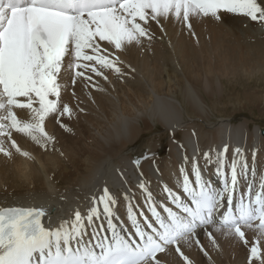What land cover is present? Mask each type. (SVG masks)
<instances>
[{
	"label": "snow or ice",
	"instance_id": "obj_1",
	"mask_svg": "<svg viewBox=\"0 0 264 264\" xmlns=\"http://www.w3.org/2000/svg\"><path fill=\"white\" fill-rule=\"evenodd\" d=\"M223 14L264 24V0H0V138L19 152L14 130L47 147L55 136L46 131V120L61 123L74 114L62 97V70H71L73 85L79 79L103 91L96 78L124 74L118 52L151 40L149 21L175 17L191 28L190 17L222 21ZM4 142L0 153L7 156ZM227 151L203 154L207 165H215V181L193 156L191 174L180 169L179 190L164 188L166 202L157 203L141 182L150 215L129 202L131 233L118 231L117 198L107 187L86 215L77 210L59 225L43 222L42 207L0 208V264H162L158 254L172 248L183 264H193L181 244L190 247L195 238L208 255L197 229L237 238L247 249L246 264H264V178L257 187L241 149L230 163ZM207 234L215 243L213 231Z\"/></svg>",
	"mask_w": 264,
	"mask_h": 264
},
{
	"label": "bare ground",
	"instance_id": "obj_2",
	"mask_svg": "<svg viewBox=\"0 0 264 264\" xmlns=\"http://www.w3.org/2000/svg\"><path fill=\"white\" fill-rule=\"evenodd\" d=\"M200 18L201 22L208 23L207 30L218 32L214 37L215 33L206 32L203 38L210 36V39L206 40L207 45L211 44L212 47L220 44L225 53L240 56L242 59L245 55L244 51L251 48L250 41L256 38L251 37L247 25L249 24L253 29L256 26H263L239 15L223 14L222 21H216L211 17L201 16ZM223 23L229 25L225 24L228 28L230 27L232 36L227 31V27L222 25ZM210 24H215L219 31L214 30L215 26L212 28ZM191 25L192 27L188 28L184 24H179L174 17H161L159 22L149 21L152 39H144L141 44L128 46L125 50L118 52L123 64H126L128 69L133 67L131 80L121 79L124 83L122 84L110 73H108V81L96 78L103 91L98 90L99 95L94 94L92 98L85 99L76 105L70 101L74 114L70 118L61 117V123L67 125V128L62 127L61 123L54 118L46 120V131L55 136L54 143L42 147L31 137L13 130L15 137L22 138L25 144L18 152L11 147L7 138H0L4 139L3 146L10 152L7 156L0 153V208L42 207L47 213L43 218L44 223L59 225L64 220L72 219L77 210L82 215H86L88 209L93 206V197H98L103 188L107 187L117 198L114 222L118 224V231L123 229L127 231L125 233H131L134 229L128 219L129 202L135 206L137 213L143 211L145 215H150L145 204V193L139 188L141 182L147 184L152 198L157 203L165 201V187L179 190L180 169L185 168L191 174L193 156L198 160L205 177H211L215 181L216 178L213 175L215 165H207L203 154L208 152L215 157L216 153L222 151L225 146L228 148L226 158L229 163L236 154L235 149L239 148L243 153L241 159L247 161L250 169H254L256 173L257 166H260V173H256L254 178L258 187L260 180L264 178V136L260 134V127L252 132L249 121L237 122V117L234 121L214 126L204 124L212 120L204 108V105L208 104L203 90H211L214 82L211 83V77L208 74L201 75L187 64V58L190 56L187 50L192 48L186 41V34L189 33L192 37L196 35V38L202 37L200 29L195 30V26ZM198 30L199 33L196 32ZM259 37L263 43L258 39L254 48L257 51L259 48L264 51V33L262 32ZM186 43L190 47L186 46ZM212 48L214 50V47ZM244 61L250 63V60ZM177 64L180 65L178 69L181 72H178L176 67H171ZM254 65L250 69L254 68ZM164 67H169L165 77L163 76ZM236 67L238 68L239 64ZM171 72L174 74L170 75ZM70 74L71 70L67 69L61 72L62 95L68 93L67 81ZM170 92L177 95L176 99L167 96ZM178 93L189 106L190 111L200 118L204 125L185 123L181 129L183 135L174 134V139L170 143V154L165 159L157 154L161 147L157 142L146 145L140 141L143 132L151 129V122L157 121L170 131H176L182 126L184 121L182 111L174 102L178 100ZM66 96L72 97L71 93ZM16 111L18 118L28 119L26 111ZM178 138L181 141L175 142ZM67 145H69L68 148ZM67 149L69 153L66 152ZM25 152L30 157L29 164L23 158ZM256 153L258 158L253 157ZM186 156L188 160H185ZM137 161H139L138 164ZM27 168L29 172L23 173ZM38 171L44 172L49 182L47 184L54 187L52 190L44 184ZM249 175L251 178V173ZM30 178L31 187L26 185ZM245 189L246 184L240 191ZM207 230L213 231V236L220 244L218 248L222 251L220 253L215 251L208 261L202 255L201 248L198 250L199 246L193 238L190 247L181 244V250L190 257L193 264H221L219 262L222 257L228 254L226 244L233 237L211 229ZM88 231L91 233V229ZM202 234L203 230L197 229L195 237L204 242L206 239ZM254 235L246 231V236ZM158 259H161L162 264H183L174 248L167 254H158Z\"/></svg>",
	"mask_w": 264,
	"mask_h": 264
},
{
	"label": "rangeland",
	"instance_id": "obj_3",
	"mask_svg": "<svg viewBox=\"0 0 264 264\" xmlns=\"http://www.w3.org/2000/svg\"><path fill=\"white\" fill-rule=\"evenodd\" d=\"M174 19L179 24H184L181 21L177 20L175 17H174ZM200 20H202L200 17H190V23L193 24V26H195V30L197 28L200 29V34L202 37L196 38V35H193V34H192L193 35V37H192L191 34L187 33L186 34V41H187V43L188 42L190 43L191 48H192L191 50H187L188 53H190L189 58H187V64L190 65V68H192V69L195 68L194 70L199 72V74H201V75L208 74V76L211 77V83L214 82V83H212L213 86H212L211 90H203V94L207 96V97L206 96L205 97H206V102L208 104L207 106L204 105V108L206 111H208L207 113L209 114L210 119L212 120L211 121L212 123L206 122L204 124L206 126H211V125L214 126V125H217L220 123H226V122L228 123L230 121H234V118L237 117V119H236L237 122H240L243 120H248L249 121L248 124H250L252 132L258 130L257 128L260 127V134L263 137L264 135L262 134V131H264V51H262L260 48L257 51L254 48V46L256 45V43H258L257 41H259L261 39V37H259V36H261L262 32L264 33V24H263V26H256L254 29L249 24L247 25V28L251 32V37H256V38H254L253 40L250 41L249 45L251 46V48H248L249 50H246V52L244 51L245 55L243 56V59H242V57L240 58V56H234V54L225 53L221 49L220 44L216 45V46H212V47H214V50L210 46L211 44L207 45L206 40L210 39V36L203 38V36H205L206 32L210 31L211 34L215 33V34H213V37L218 32L217 31L213 32L211 30H207L209 28L208 23H206L205 21L201 22ZM225 24L227 26H229L227 23H223L222 25L227 27ZM210 26H212V28H213V26H215L214 30H218V28L216 27L215 24H210ZM223 28L224 27H222V29ZM259 28H261V29H259ZM226 29L230 33V35L232 36L233 35L232 32L229 31L230 27L229 28L227 27ZM196 32L199 33V30ZM198 39H200L202 42ZM204 39H205V41H204ZM191 41L192 42L194 41V42L191 43ZM260 42L263 43L261 40H260ZM260 42H259V44H261ZM187 43H186V46L190 47L189 44H187ZM215 47H218V48L216 49ZM213 51L216 53H214ZM225 55H227V56H225ZM251 59H252V61H251ZM226 60L230 64L225 62ZM244 60H246V61L250 60L249 61L250 63L248 64V62H245ZM230 61L231 62L233 61L232 63H234V62H236V63H234L232 66V63ZM243 62H245L246 64ZM238 64H239V67L237 68L236 65H238ZM247 64H248L249 68H248ZM243 65H245L247 67H245ZM253 65L256 68L254 67V68L250 69V67H253ZM179 66H180L179 64L171 65V67H176L178 72H181L178 69ZM243 67H244V70H243ZM129 69H128L126 64H123L122 65V72L124 73L123 75H119V74H115V73H110V74L114 78L118 79L119 82L124 84L121 79H126L128 81L131 80L130 75L133 74L131 72V70L132 71H134V70H133V67H131ZM168 69H169V67H164V70H163V76L164 77L167 76ZM217 71H218V73H217ZM173 74L174 73L171 72L170 75H173ZM71 78H72V72H71L70 77L67 81V86H68L67 92L68 93L66 92L67 94L62 95L63 100L65 99L64 100L65 102L69 103L71 101L72 104L76 105L77 103H80L85 99L92 98V95L94 96V94L99 95L100 91L97 90L98 91L97 92L96 89L94 90V88H92L91 86L85 87L83 82L79 79L77 80V83L75 85H72ZM176 80L178 81V78H176ZM167 81H168V78H167ZM215 83L217 85H215ZM73 90H74V92H73ZM208 91H209V93H208ZM70 93H71L72 97H70V96L67 97L66 95H70ZM73 93H75V95H73ZM167 94H168L167 96L169 98L176 99L177 95H174L172 92H170V94L169 93H167ZM179 95H180V93H178V100H175L174 102L177 104L179 109L182 111L183 120H184L182 126L179 127V129L176 131H170L169 129L167 130V128L163 127L157 121L151 122L150 123L151 129L143 132L142 138L140 141L141 143L146 144V145L150 144L151 142H153V143L157 142L158 146H161L160 147L161 149L160 148L158 149L157 154L164 157L165 159H167L168 158L167 156L170 154L169 148H170V143H171L172 139H174L173 138L174 134H177L180 136L183 135V130L181 131V129L183 128V126H185L184 125L185 123H189V122L191 123L192 122L194 124H196V123L200 124V125L203 124L202 120L200 118H198L193 112L190 111L189 106H187V104H185L186 102H184V100L181 99L179 97ZM69 97L72 99H70ZM66 98H68L69 100ZM71 102L69 104H71ZM14 133L15 132H13V134H12V139H14L16 141L19 149L21 150V149H23V145H25L24 141L22 140V138L19 139V137H15ZM175 140H176L175 142L181 141L179 138L175 139ZM68 146L69 145H67V148H68ZM74 147H76L75 149H77V146L74 145ZM51 151H52V149H51ZM66 152L69 153L68 149L66 150ZM27 156L24 155L23 158L26 160V161L25 160L24 161L27 164H29V163H31L30 157H29V155H27ZM253 157L258 158L257 153L253 154ZM158 159H160V158H158ZM253 160H256V159H253ZM252 165H253V163H252ZM259 168H260V166H257L256 173H260ZM28 172H29V168H27L26 171H23V173H28ZM38 175L40 177H42L43 182H44V184H46L47 188H50L51 190L54 188L53 185L47 184L49 182L47 181L48 179H47V177L43 171H38ZM30 182H31V178L26 182V185H28L29 187H31ZM207 232H208V230H203L202 236H204L206 241H204L205 242L204 243L201 240L200 244L202 245L204 243L203 244L204 249L209 253V255H205V252L200 250V247L198 250L202 251L201 252L202 255L205 256L204 258H206L208 261H210L211 256H212L211 254H214L215 251L217 253H220L222 250H221V248H218V247H220V244H219V241H217L218 240L217 238L214 237L215 243H213V242L210 243L213 240L209 238ZM209 240H211V241L209 242ZM232 240L236 243H234ZM232 240L228 244H226V246H228V248H227L228 254L224 255L223 256L224 259L222 257L221 262H219V263H221V264H246V258H247L246 247L242 243H238L240 241H238L237 238L233 237ZM206 246H209L210 248H207ZM214 248H216V249H214ZM211 249H213V250H211Z\"/></svg>",
	"mask_w": 264,
	"mask_h": 264
},
{
	"label": "water",
	"instance_id": "obj_4",
	"mask_svg": "<svg viewBox=\"0 0 264 264\" xmlns=\"http://www.w3.org/2000/svg\"><path fill=\"white\" fill-rule=\"evenodd\" d=\"M262 134L264 135V131H262Z\"/></svg>",
	"mask_w": 264,
	"mask_h": 264
}]
</instances>
